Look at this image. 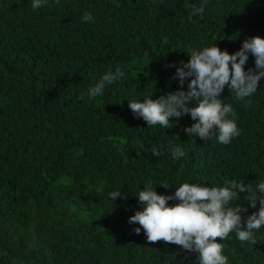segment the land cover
Instances as JSON below:
<instances>
[{"label": "trees", "instance_id": "trees-1", "mask_svg": "<svg viewBox=\"0 0 264 264\" xmlns=\"http://www.w3.org/2000/svg\"><path fill=\"white\" fill-rule=\"evenodd\" d=\"M31 2L0 0V264H199L195 252L134 232L136 195L225 180L255 190L264 181V78L247 106L227 86L221 94L240 131L226 145L188 136L190 115L148 128L128 101L179 90L176 67L193 50L233 54L264 38V0ZM85 12L93 21L81 20ZM117 66L125 76L90 99L88 88ZM254 66L249 54L245 70ZM153 145L164 154L152 155ZM170 145L185 155L173 159ZM113 191L125 198L112 202ZM240 195L230 206L247 209L243 223L260 204ZM254 236L218 240L228 264H264V226Z\"/></svg>", "mask_w": 264, "mask_h": 264}, {"label": "clouds", "instance_id": "clouds-1", "mask_svg": "<svg viewBox=\"0 0 264 264\" xmlns=\"http://www.w3.org/2000/svg\"><path fill=\"white\" fill-rule=\"evenodd\" d=\"M59 0H57V3ZM43 6V0H32L31 8L37 10ZM202 11V9L200 10ZM90 12L83 13L81 20L93 21ZM187 63L181 61L176 67L173 78L178 79L181 88L157 99L144 98L143 101H128L133 116L142 118L148 128L159 125L164 129L173 127L170 118H181L190 115L194 123L184 131L190 137H199L204 141L215 139L220 144H229L239 136L240 131L235 122V112L231 104L223 103L221 94L227 86L235 93L237 101L247 106L250 99L258 91V85L264 78V38L254 36L245 39L241 48L233 54L221 50L217 45L204 47L202 50L189 52ZM249 54L255 58L254 68L245 70ZM125 76V68L117 66L109 70L102 78L90 86L87 95L90 99L101 96L107 86ZM187 91L183 90L185 81ZM195 101V106L192 102ZM231 117V118H230ZM178 137V136H177ZM179 138V137H178ZM173 159L181 158L185 151L180 146L170 145ZM152 155L162 156V147L153 145ZM168 189L167 184H161ZM156 187V186H155ZM152 185L144 186L136 197L142 205L129 217V224H138L134 232L139 235L143 229L149 243L163 241L198 254L199 264H228V257L223 255L225 245L219 241L236 234L242 244H256L254 232L264 226V181H260L254 190L251 184L244 181L225 180L224 186L209 187L199 184L183 183L175 188L172 195H161ZM253 207L259 200L258 212L252 213L242 223L240 213L247 211L240 204L231 207V202L241 197ZM113 202L117 198H125L122 191L109 193ZM169 201H177L169 205Z\"/></svg>", "mask_w": 264, "mask_h": 264}]
</instances>
